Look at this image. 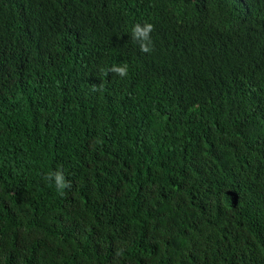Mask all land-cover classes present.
<instances>
[{
  "label": "trees",
  "instance_id": "trees-1",
  "mask_svg": "<svg viewBox=\"0 0 264 264\" xmlns=\"http://www.w3.org/2000/svg\"><path fill=\"white\" fill-rule=\"evenodd\" d=\"M0 264H264V0H0Z\"/></svg>",
  "mask_w": 264,
  "mask_h": 264
},
{
  "label": "clouds",
  "instance_id": "clouds-1",
  "mask_svg": "<svg viewBox=\"0 0 264 264\" xmlns=\"http://www.w3.org/2000/svg\"><path fill=\"white\" fill-rule=\"evenodd\" d=\"M155 31V26L152 23L145 22L143 25L137 23L132 29L131 38L132 40L139 42L140 51L146 54H150L153 50V41L151 34ZM112 73L121 78H125L129 74V66L127 63L121 65H114L110 69ZM102 85L97 86L93 85L94 90H99ZM46 179L54 183L57 191L61 194H64L65 190L71 189L72 184L66 178L63 167H58L55 171L49 172ZM123 250L120 249L117 251L116 256H121Z\"/></svg>",
  "mask_w": 264,
  "mask_h": 264
}]
</instances>
